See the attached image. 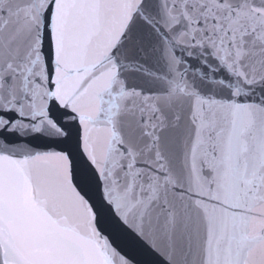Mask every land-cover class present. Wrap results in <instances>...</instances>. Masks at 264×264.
<instances>
[{
  "label": "snow or ice",
  "instance_id": "1",
  "mask_svg": "<svg viewBox=\"0 0 264 264\" xmlns=\"http://www.w3.org/2000/svg\"><path fill=\"white\" fill-rule=\"evenodd\" d=\"M0 264H264V0H0Z\"/></svg>",
  "mask_w": 264,
  "mask_h": 264
}]
</instances>
